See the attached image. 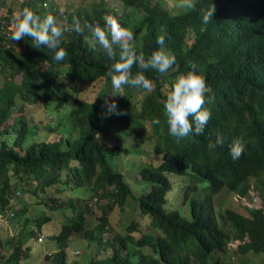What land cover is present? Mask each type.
Returning a JSON list of instances; mask_svg holds the SVG:
<instances>
[{"label":"trees","instance_id":"obj_1","mask_svg":"<svg viewBox=\"0 0 264 264\" xmlns=\"http://www.w3.org/2000/svg\"><path fill=\"white\" fill-rule=\"evenodd\" d=\"M8 1L0 0V211L6 218L8 211L12 215L7 225L0 226V233L10 230L0 240V264H27L31 258L29 240L37 241L41 226L50 218L29 219L30 203L21 195L30 193L45 205L43 194L50 186L66 188L75 197L58 203L71 215L49 234L53 249L44 254L41 264H69L67 248L75 234L108 252L101 259L89 258L87 264H225L221 256L231 239L240 241L241 253L264 254V208L234 199L235 195L249 198L253 184L264 201V0H193V9L179 8L181 0H170L169 7L167 0H90L84 7L63 10L56 0ZM25 8L41 20L49 14L55 18L62 29L64 60L55 61L44 46L34 48L29 37L10 38L12 18ZM204 11H213L207 23ZM109 15L133 31L130 43L145 60L157 50L175 56V65L164 74L132 66L130 76L143 71L152 82L151 90L123 85L121 94L112 95L107 73L118 61L119 49L110 59L87 28L79 34L72 29L75 17L82 27L98 24L107 33L104 18ZM160 37L163 45L157 44ZM187 71H195L212 85L205 105L211 117L203 134L177 138L168 132L163 105L176 76ZM97 80L102 84L98 95L90 102L80 99L81 87ZM216 86L229 96L230 105ZM136 90L145 96L141 111L130 101ZM105 96L115 101L119 115L107 112ZM33 108L45 120H30ZM47 112L62 113L57 124L64 127L62 131L47 124ZM140 112L158 119L162 128L160 143L153 148L158 162L140 168L145 188L137 195L107 158L109 153L127 154L129 149L122 144L104 147L97 135L112 126L117 127L115 134L120 129L142 138ZM227 116L239 125L223 123L221 117ZM249 117L263 122L260 132L252 130ZM238 135L247 143L245 152L234 160L229 146ZM217 136L223 144L209 149ZM183 183L185 214L167 207L168 192ZM220 193L228 196L214 208L213 196ZM86 198L102 209L93 227L87 223L92 210ZM104 199L106 204L99 205ZM232 199L245 212L227 205ZM131 204L134 209L128 208ZM113 206L126 224L123 233L108 227Z\"/></svg>","mask_w":264,"mask_h":264},{"label":"clouds","instance_id":"obj_2","mask_svg":"<svg viewBox=\"0 0 264 264\" xmlns=\"http://www.w3.org/2000/svg\"><path fill=\"white\" fill-rule=\"evenodd\" d=\"M178 7L182 9H193V0H181V3L178 5ZM213 11L203 12L202 18L205 23H207L209 19L212 18ZM104 23L107 26V33L98 24H85L82 27L79 20L74 17L72 29L79 34L82 33L85 28H87L91 36L94 38V42L100 46V48L107 54L110 59L117 56L115 48L119 49L118 61L112 63L107 73V76L111 82V87L112 89H114L112 95L121 94L120 90L123 85L138 87L146 91L151 90L153 86L152 82L150 79L146 78L143 71L137 72L135 76H130V69L134 64L140 70L152 69L160 74L166 73L173 65H175V56L170 52L164 50L154 51L147 58V60H145L143 53H137L133 45L130 43V41L134 39L133 31L122 27L116 21V19H114L110 15L104 18ZM12 25L14 26V31L12 32L10 38L13 41L23 40L24 37H29L33 41L32 46L34 48H40L41 46H44L49 51L53 52V59L55 61L59 62L64 60L67 53L66 50L60 46L62 29L61 27L57 26L55 18L52 15H46L41 20V18L35 16L31 10L25 8L21 12L14 15V17L12 18ZM163 43L164 38L160 37L157 40V44L163 45ZM216 87L220 93V96L230 105L229 96L218 86ZM212 88V85L206 84L204 77L202 75H198L195 71H187L176 76L175 82L170 85V92L167 95L163 105L166 115L168 132L170 135L177 138H183L188 136L190 133L196 136L203 134L205 126L207 125L211 117V112L208 108L205 107V105L207 104L206 101H210V93L212 92ZM205 93H207L206 97ZM103 100L109 114H120L117 111L116 103L114 100L109 101L107 96L103 97ZM143 106L144 104H141L139 108L137 106H135V108L137 109V111H141ZM251 115H254V113L251 112ZM189 117L191 119H189ZM137 119L140 124L139 126H142V134L145 129H150L153 132L154 139H151L148 136L142 137L143 140L142 138H138L141 139L144 144L148 146V148L151 146L150 142L153 143V152L154 144L156 145L158 142L160 143L158 133L162 128V124H160V121L155 117L150 118L147 114L144 113L142 116L141 112L138 114ZM221 120L223 123L228 122L230 124H233L234 126L239 125V123L235 119H230L229 116L221 117ZM247 122L252 127V130L255 131V134L256 132L261 131V128L263 126L262 121H253V118L249 117V121ZM129 135L131 136L136 134L134 132H130ZM134 138L136 137L134 136ZM246 143L247 141L245 140L243 135H238L233 138L229 146V155L232 159L235 160L240 158L242 153L245 152ZM221 144H223V140L221 137L217 136L215 141L210 142L207 147L214 150L218 145ZM154 154L159 156L156 153ZM206 169H204V172L206 171ZM176 178L177 177H173L171 178V180H175ZM185 187L186 184L184 183L180 184V189L173 187V189L168 192L167 198L169 199L171 194L175 193L173 198L176 199L177 192L180 191V195L182 198V191ZM253 189L257 188L253 187V184H251V187L247 192L249 198H247L246 196L235 195L236 199H238V201L242 203L241 198H243L245 200V203H243V205L251 207L249 205L250 201L252 200L250 192ZM179 202L181 204L182 199H180ZM253 208L263 209L264 204L263 206ZM180 209L181 208H176L175 210ZM9 219L10 218H7V222L2 226L7 225L10 221ZM238 243H240L239 240Z\"/></svg>","mask_w":264,"mask_h":264},{"label":"rangeland","instance_id":"obj_3","mask_svg":"<svg viewBox=\"0 0 264 264\" xmlns=\"http://www.w3.org/2000/svg\"><path fill=\"white\" fill-rule=\"evenodd\" d=\"M11 1L12 0H9L8 2L10 3ZM17 1L18 0H14L13 3L16 4ZM56 2L58 3L59 9L63 10L67 6L84 7L87 3H90V0H56ZM167 4L168 7L173 5V3L170 0H167ZM101 88H102V84L100 80L86 83L81 87V91L78 93V97L80 99L90 102L98 95ZM133 94L134 95L132 96L130 101L132 104H135L139 108L145 98L144 93L138 94V90H136V93ZM34 108L37 110V106H35ZM34 108L30 120L35 121L36 123L41 122L43 119L45 120L44 115L41 112L35 111ZM45 115L47 116L48 119V121H46L48 122L47 124L50 125L52 128H54L55 131L59 132L64 129L62 125L59 126L57 125L59 124V120L62 117V113L52 112L50 114V112H47V114ZM116 129L117 127L113 128L112 126L104 129L102 133L97 135V140L104 147L122 144L123 146L129 149V153L127 154L121 153L117 155L114 153H109L107 154V158L113 169L123 174L125 180L128 182L132 191L136 192L137 195H140L141 193H143L142 190L145 188L144 187L145 183L140 180L139 170L148 162L149 163L158 162L157 159L158 156L152 152L153 143L150 142L151 146L148 148V146H146L141 139H138L136 135L130 136L128 132L120 129L117 130L118 133L115 134L114 130ZM55 131L52 132L54 136L56 133ZM134 136L137 139L134 138ZM144 136H148L151 139H154L153 132L150 129H145V131L142 134V137ZM61 178L63 179L64 175H62ZM180 193L181 191L177 192L176 199L178 200L173 198L175 193L171 194L170 198L168 199L167 207L173 208L174 210L176 208L177 209L181 208V210L185 214L186 205L185 203L180 204L179 200L182 199ZM70 195L74 196L70 191L66 190V188L59 190L56 189L55 186L47 187L45 193L43 194V197H45V199L48 200V202L45 205L38 203V200L35 199L30 193L21 195L23 199H25L30 203L29 205H27L28 206L27 213L29 219L34 220L35 218L41 215H46L50 218L48 222L44 223L41 226L42 230L36 236V240L38 242L35 241V238L29 240V243L32 248V252H31V258L25 261L27 264H41L44 261V254H49L52 252L53 241L51 240L49 234H53L57 232L59 225L65 220L66 217L71 215V211L69 209L59 208L58 203L60 202V200H64ZM250 195L252 196V200L249 203L251 207L263 206L264 201L262 198L260 188L251 190ZM16 196H20V195H16ZM16 196L13 199V204L18 210L19 207L17 206V203H19L18 202L19 199ZM87 196L88 194L85 195V197ZM227 196L228 194H224V193H220L218 196L214 195L212 199L214 208H216L219 199L224 200ZM235 200L239 204L245 203V200L243 198H241L242 203H240L238 199H236V197ZM86 202L89 203V206L92 210V213L88 214L87 223L89 227H93L97 223L96 218L102 214V209L100 206L99 207L95 206L94 200L87 199ZM106 202L107 200L104 199L101 201V203H99V205H104L106 204ZM81 203H83V201H81ZM238 203H236L232 199L227 202V205H229L233 209H240L241 212L242 211L245 212V209L243 207L241 208L240 207L241 205H239ZM132 207L133 204H131L128 208L132 209ZM127 212L128 210H126L125 214ZM108 219H109L108 227L114 228L117 230V232L120 233H123L125 231L126 224L123 218L121 217V214L116 206H113L112 210L108 213ZM33 229H35L34 225H33ZM2 231L3 232L0 233V240L6 238L5 233L10 230L9 228H7ZM103 237H105V235H103ZM39 238L41 240H39ZM238 244L239 243L237 239H231L228 242L227 251L225 252L224 255L221 256V259L225 262V264H248V263L264 264L263 253H255L252 251L241 253L238 250ZM67 249L70 258L69 264H87L89 258L97 256L98 259H101L106 254H108L107 251L103 250V246H97L95 241L89 242L88 240L85 239L83 234L73 235L71 237V241L68 243Z\"/></svg>","mask_w":264,"mask_h":264},{"label":"built area","instance_id":"obj_4","mask_svg":"<svg viewBox=\"0 0 264 264\" xmlns=\"http://www.w3.org/2000/svg\"><path fill=\"white\" fill-rule=\"evenodd\" d=\"M11 215H12V212L9 211L8 214H7V218H8V216H11ZM7 218L4 217V215L0 211V226L7 222Z\"/></svg>","mask_w":264,"mask_h":264}]
</instances>
